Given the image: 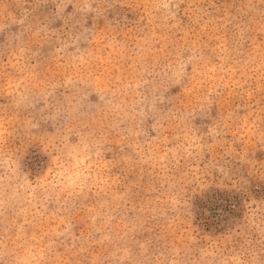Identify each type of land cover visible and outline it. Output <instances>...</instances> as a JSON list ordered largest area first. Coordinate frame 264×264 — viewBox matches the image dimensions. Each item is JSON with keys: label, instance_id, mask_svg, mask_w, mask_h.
I'll list each match as a JSON object with an SVG mask.
<instances>
[{"label": "rangeland", "instance_id": "rangeland-1", "mask_svg": "<svg viewBox=\"0 0 264 264\" xmlns=\"http://www.w3.org/2000/svg\"><path fill=\"white\" fill-rule=\"evenodd\" d=\"M0 264H264V0H0Z\"/></svg>", "mask_w": 264, "mask_h": 264}]
</instances>
